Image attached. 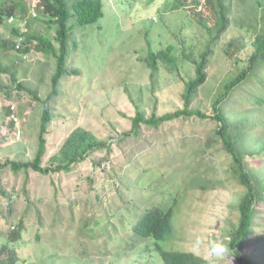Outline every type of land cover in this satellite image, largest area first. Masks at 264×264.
Here are the masks:
<instances>
[{
	"label": "rangeland",
	"instance_id": "rangeland-1",
	"mask_svg": "<svg viewBox=\"0 0 264 264\" xmlns=\"http://www.w3.org/2000/svg\"><path fill=\"white\" fill-rule=\"evenodd\" d=\"M177 1L103 0L99 21L76 31L79 45L71 49L65 63L70 73L61 78L60 95L53 100L55 118L50 133L45 134L44 163L77 128L112 141L113 151L109 161L103 159L105 150H99L69 172L44 174L31 169L24 175L6 169L0 173L1 183L10 193L0 196V211L10 212L7 206L13 203L10 217L14 221L22 217L31 201L26 233L22 240L9 242L28 261L23 264H164L153 239L137 241L123 253L105 245L111 239L113 245L122 241L128 247V222L133 218L128 214L158 204L161 194L178 199L166 248L193 252L206 261L204 264L210 258L215 264H239L229 240L239 225L235 205L246 189L233 176L234 159L218 139L220 122L214 116V103L225 84L248 65L255 37L264 30V0H221L227 17L223 30L216 4ZM40 8L37 0H25L17 13L23 16L19 22L33 39L28 57L0 49V161H27L38 149L42 105L28 89L44 98L52 91L57 67L52 53L37 48V38L55 40L56 33V26L41 15ZM11 29L9 21L0 27L2 37L14 39ZM208 45L207 80L193 92L188 105L196 114L166 121L156 129L141 124L136 142L131 138L120 142L119 135L131 131L138 111L145 118L160 117L185 107L186 83L196 77V62ZM161 49L169 50L176 64L159 59L152 74L149 51ZM13 75L27 89H19ZM12 106L20 118V138L11 122ZM226 106L231 120L246 124L240 123L246 144L260 149L264 108L238 104L234 110L230 100ZM244 162L264 180V156H248ZM77 203H82L80 208L87 213L95 205L97 212H102L106 234L95 232L99 242L74 221L80 217ZM55 205L63 210L64 222H56L52 214ZM113 212L115 216H111ZM255 222V233L244 241L241 252L255 264H264V207L263 213L255 215ZM9 225L0 214V245L7 241ZM197 237L201 240L198 247ZM213 241H222L230 254L212 258ZM81 247L88 248L83 256L77 252Z\"/></svg>",
	"mask_w": 264,
	"mask_h": 264
},
{
	"label": "trees",
	"instance_id": "trees-1",
	"mask_svg": "<svg viewBox=\"0 0 264 264\" xmlns=\"http://www.w3.org/2000/svg\"><path fill=\"white\" fill-rule=\"evenodd\" d=\"M25 0H0V27L6 25L11 15L21 17L17 14L19 7L24 4ZM188 0H178L180 4H185ZM41 8L39 9L41 15L48 18L51 24L56 26V33L54 39L48 37H39L37 48L46 53H52L57 58L56 71L52 76V91L49 92L44 98L35 95L33 90L28 89L30 94L34 96L36 101H39L42 105L41 115V130L39 134L38 149L35 156L27 161H16L6 159L0 161V173L6 169H10L15 173L23 172L27 174L29 170H35L44 174L69 172L75 165L85 160L90 154L99 150H105L103 159L109 161L110 154L113 151L112 141L99 138L92 131L85 128L75 129L69 137L65 140L59 151L52 155L48 163H44V155L46 152V133H50V123L54 121V101L60 95V80L65 73H70L65 66L66 60L71 54V49L77 48L79 45L80 36L76 31L84 29L99 21L103 12V0H37ZM207 3L211 6L216 4V7L221 12V27L223 30L226 27L227 17L223 15L225 8L221 0H207ZM10 22V21H9ZM12 26V35L17 36L22 31V26L18 22H10ZM84 31V30H83ZM82 31V32H83ZM16 38V37H15ZM15 38L6 39L2 37L0 33V49L6 52L14 51ZM36 38V37H35ZM33 40L30 35L26 34V44L21 50L22 52L29 53L31 49L30 42ZM210 54V46L200 56V61L196 62V77L186 83L185 92L183 94L185 100V107L166 114L156 117L145 118L141 111H138L132 118V128L128 133H122L119 135L120 142H124L128 139H133L136 142V137L139 135V128L141 124L156 129L162 123L171 121L182 116H192L197 111L188 109L190 98L200 86H202L207 80V73L205 72L206 64L208 62V56ZM159 59L167 61L171 64H176V58L169 52V50L161 49L159 51L150 50L148 54V65L152 69V74L157 66ZM264 30L258 33L253 42V50L248 59L247 67L240 70V72L231 80H229L224 86V92L214 103V116L220 122V127L217 130L218 139L222 143L223 147L228 150V153L234 159V173L233 176L238 178V181L245 187L246 191L241 195L239 202L235 205L239 212V225L231 232V238L229 240V248L231 253L236 258L239 264H255L251 259L246 258L241 252V246L249 235L255 233V215L257 213H263L264 207V180L253 172L249 171L246 167L244 159L248 156L251 157H263L264 156V142L260 149L255 150L256 147L246 144V138L243 136L241 129L246 124L244 122L238 123L235 120H231L229 112L227 110V102L233 104L234 110H236L239 104L242 108H264ZM13 82L16 83L19 89H24L15 75L12 77ZM27 89V88H25ZM3 90V85H0V92ZM239 94V95H238ZM239 96V97H238ZM11 112V108H8ZM12 124L16 130V122L12 119ZM15 132V131H14ZM254 142V140H253ZM97 165L99 161H94ZM203 164V163H202ZM2 177L0 176V183ZM92 181V179H90ZM27 191L26 186H23ZM9 191L5 189L1 183L0 196L9 195ZM167 194H161V201L151 207H142L138 214L129 213L128 216L133 218L129 220V230L131 232L130 244L125 247L122 241L117 245H113V241L108 239L105 245L113 246L112 249L123 253L127 249L135 247L134 244L144 242L153 239L157 246V252L163 260L164 264H204L206 261L199 255L193 252L178 251L171 248H166L165 244L169 240L172 234V222L178 203L177 197L164 196ZM26 204V211L22 212V217L12 221V209L13 203H9L7 207H10V212L0 211V214L6 216L9 221V227L7 230V241L0 245V264H23L28 262L19 255L18 249L9 245V242H17L22 240V236L26 233L24 226L27 215L29 214L28 206ZM82 204V203H81ZM80 203H77L76 207L80 208ZM95 209L90 212H86L85 209L80 208L79 218L74 221L81 225V228L92 233L91 237L94 242H99L98 235H94L95 232L106 234V222H102V212H97ZM63 211L59 206L55 205L53 210V216L56 222H64V217L61 214ZM69 213H72V208ZM87 216V217H84ZM111 216H115V213H111ZM138 218L135 221V218ZM95 229H99L95 231ZM66 233H73L69 229H65ZM84 232V230H82ZM37 240H39V233H37ZM83 240V238H82ZM71 241V240H70ZM85 243V241L83 242ZM123 246V247H122ZM105 247V246H104ZM104 247L102 250H104ZM45 249H42L44 251ZM77 250V249H76ZM87 247H81L77 252L80 256H83L87 252ZM134 250V249H133ZM79 256V255H77ZM144 264H149L144 262Z\"/></svg>",
	"mask_w": 264,
	"mask_h": 264
},
{
	"label": "built area",
	"instance_id": "built-area-1",
	"mask_svg": "<svg viewBox=\"0 0 264 264\" xmlns=\"http://www.w3.org/2000/svg\"><path fill=\"white\" fill-rule=\"evenodd\" d=\"M9 21L10 22H14V21L16 22L17 21L20 26H23V23L19 22V17H17V16L11 15L9 17ZM25 44H26V32H25L24 28H22L21 33L18 34L15 38V48H14V51L17 52L21 56V58L22 57L23 58L28 57V53L21 51L25 47ZM13 108H14V106H12V109ZM12 119L17 123L15 133H16L17 137L20 138L22 135V127H20V118L15 115L14 109H13Z\"/></svg>",
	"mask_w": 264,
	"mask_h": 264
},
{
	"label": "clouds",
	"instance_id": "clouds-1",
	"mask_svg": "<svg viewBox=\"0 0 264 264\" xmlns=\"http://www.w3.org/2000/svg\"><path fill=\"white\" fill-rule=\"evenodd\" d=\"M201 240L197 237L195 241V246H199ZM210 252L212 258H222L230 254V250L222 241H213L210 243ZM208 264H215L214 259H209Z\"/></svg>",
	"mask_w": 264,
	"mask_h": 264
}]
</instances>
